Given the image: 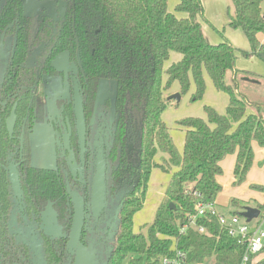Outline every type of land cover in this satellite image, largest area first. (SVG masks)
I'll return each mask as SVG.
<instances>
[{"label": "trees", "instance_id": "16d2710c", "mask_svg": "<svg viewBox=\"0 0 264 264\" xmlns=\"http://www.w3.org/2000/svg\"><path fill=\"white\" fill-rule=\"evenodd\" d=\"M21 1L3 0L0 10V35L16 30L17 37L0 95L5 100L10 93L19 119L26 118L25 132L42 121L41 86L36 73H50L49 62L72 45L76 35L82 71L88 80L82 91L89 111L95 104L99 80L116 82L113 108L117 130L109 152V186L110 199L117 203L118 211L112 229L113 242L103 264H162L163 259L173 256V248L185 254L186 264H239L244 247L228 235L217 219L224 213L215 207V199L221 192L216 177L221 175L219 162L227 155H235L233 185L245 181L253 161L251 143H257L264 152V120L260 103L247 100L238 87L237 83L244 79L238 80L234 71L237 50L224 35L216 45L204 36L201 1L178 0L174 11L183 17H177L168 12V0H57L72 5L73 27L70 12L60 23L22 18ZM230 1L233 14L229 16L228 27L240 30L249 46L248 52H238L244 58L264 56V41L258 38L264 36V0ZM10 25L14 29H7ZM170 53L180 55V60L164 69ZM27 60L28 68H24ZM228 73L232 76L231 84L226 82ZM204 74L216 90L227 94L228 104L223 114L204 106L206 119L189 117L178 121L176 126L183 133L179 152L161 119L165 109L177 103L168 100L171 94L165 92L176 82L178 94H185L192 78L195 91L190 100L199 101L205 91ZM17 90L19 93L15 95ZM251 107L256 111L249 114ZM128 126L140 132L134 163L129 162L125 151ZM16 140L9 139L4 127L0 130V264L33 261L30 248L18 242L7 229L13 206L4 170L7 154L19 156L18 171L30 218H39L49 201L56 202L60 217L61 213L67 218L71 216L59 182L60 173L30 167L27 150L24 152ZM157 154L163 155L160 163ZM153 169L167 174L168 183L152 223L135 233L132 220L144 206ZM250 189L263 195V203L255 206L261 219L264 186ZM198 205H212L215 215L205 210L195 219L193 227L181 233L188 218L196 215ZM231 205L236 206V202ZM228 216L239 217V213L233 211ZM198 227L203 228V233L198 232ZM42 249L45 264H63L62 242L53 244L46 240ZM255 264H264V260Z\"/></svg>", "mask_w": 264, "mask_h": 264}, {"label": "flooded vegetation", "instance_id": "af4514ba", "mask_svg": "<svg viewBox=\"0 0 264 264\" xmlns=\"http://www.w3.org/2000/svg\"><path fill=\"white\" fill-rule=\"evenodd\" d=\"M21 17L43 21L51 20L60 23L70 12V26L73 27L74 17L72 5L57 0H22ZM3 0H0V10ZM7 29H14L10 25ZM56 32V31H55ZM16 30L13 33L0 35V88L4 84L5 68L11 65L14 50L16 47ZM29 60L23 65L28 68ZM50 73H36V80L41 86L42 121L35 123L30 132H25L26 118L19 119L18 110L14 100L10 102V93L7 99L3 100L0 95V130L7 132L9 139L21 145V149L27 150L28 163L36 169L51 170L60 173L59 182L66 197V205L69 207L71 216L69 218L59 216L55 203L49 201L39 218L32 219L27 213L25 204V193L23 192L20 175L18 171V155L7 154L4 167L9 190L12 195V210L7 224V229L12 236L20 243L27 245L32 253L33 261L30 264H45L42 258V247L44 241L56 244H64L63 264H103L107 251L110 249L109 242H106L107 230L112 220V213L118 211V205L110 199V164L109 152L114 144L115 132L117 130V118L113 104L115 101L116 82L113 80L100 79L97 85L96 100L93 109L89 111V103H86L83 96L82 85L88 83L84 76L81 65L79 36L76 35L72 45L65 47L57 53L49 62ZM103 86L101 94L98 93L99 85ZM75 87L80 94L83 106L85 121V152L83 159L80 157L79 140L76 132L74 115V94ZM105 91V93H104ZM19 91H15V95ZM1 94V93H0ZM10 103H13L10 105ZM40 127L44 130L45 139L52 145L53 166L49 167L48 162L42 167L33 165L30 150L33 135ZM35 137V136H34ZM140 137L138 130L132 131L128 126L125 137V151L130 163L136 162L137 138ZM94 143H100L106 156V208L102 214L94 219L90 212V189L94 171L95 149ZM131 146V148H129ZM24 152L23 156L24 157ZM26 160V158H25ZM15 168L21 189V200L15 197L10 183V171ZM68 190L76 192L84 201V219L78 243L72 255L67 251L69 235L73 224V205ZM52 225L57 234H51L46 230ZM39 256V258H38ZM18 264V263H14Z\"/></svg>", "mask_w": 264, "mask_h": 264}, {"label": "rangeland", "instance_id": "374dc122", "mask_svg": "<svg viewBox=\"0 0 264 264\" xmlns=\"http://www.w3.org/2000/svg\"><path fill=\"white\" fill-rule=\"evenodd\" d=\"M178 0H168V12L175 14L177 17H181L182 14H178L174 11V8ZM202 6L204 7V13L206 14V18L210 19L215 26L222 25L221 23H225V13L227 12V8L222 6L219 2L210 4L207 0H203ZM223 10V12H222ZM223 13V15H222ZM205 16L203 15V19L200 20L201 26L204 28L205 33L208 37V40L211 43H215L220 39L222 41L223 31L221 30L219 34L215 32L214 29L209 27L205 21ZM223 21V22H222ZM225 21V22H224ZM206 24V25H205ZM205 25V26H204ZM221 27V26H220ZM219 27V28H220ZM242 34L243 37V33ZM246 41V38L243 37ZM247 42V41H246ZM219 44V43H217ZM213 45V44H212ZM236 60L235 67L238 69H242L247 72H243L244 74L255 75L257 78L264 79V62L258 58L256 55H252V58H244L240 55V52H236ZM176 53H171L169 59L164 64V69L170 65L169 62L177 56ZM263 76V77H261ZM163 80H165V75H163ZM204 82H205V91L201 98V100L196 102H191V95L194 93L195 88L190 78V84L187 92L180 96V100L177 103H173L169 105L165 111L162 113L161 119L164 121L166 126L170 130V135L173 140L174 145L180 143L182 139V132L176 126L178 121H181L185 118L189 117H199L202 119H206L205 113L203 111L204 106H209L213 108L216 112L224 113L225 108L228 104V96L226 93L222 91H218L212 85L210 79L206 74H204ZM227 84H231L230 73L227 74L226 77ZM238 87L240 92L245 95V98L251 102H259L264 103V81H261L260 87L261 89H257L256 87H250L248 85H244L241 81L238 83ZM263 87V88H262ZM179 85L174 82L169 91L165 92V95H173L178 94ZM105 93V91H104ZM170 96V95H169ZM45 133L42 131V127H40L38 134L36 137L32 138V146L30 150L31 161L34 163L33 165L37 167L43 166V161L48 162L49 167L53 166V154H52V145L48 142V139L44 138ZM35 141V142H34ZM255 158V157H254ZM36 160L38 162H36ZM161 159H157V162L160 163ZM253 162V161H252ZM263 163L259 162L255 165V170H259ZM221 177L223 178V187L221 192L218 194V203L220 208L223 209L224 215L228 217L230 212H238L242 211L244 207H255L260 199L262 198L261 193L250 189L251 186L255 184H250L254 182H247V179L240 184L239 186H234L232 181V172L223 171ZM262 181H264V176L262 175ZM168 175L163 173L159 169H153L150 175L149 183H148V191L145 197V203L141 211L137 212L133 217V231L139 232L146 225H150L152 223L154 212L162 200V194L164 193V187L168 183ZM250 184V185H247ZM264 185V184H263ZM249 186V187H248ZM236 202V206H232L231 202ZM116 213H112V220L109 223V228L107 230L106 242H109V246H111L113 242V228L115 227V219ZM251 225L254 223L251 222ZM46 230L51 234L56 235L57 232L52 225L47 226ZM84 264V263H83Z\"/></svg>", "mask_w": 264, "mask_h": 264}, {"label": "water", "instance_id": "95a60500", "mask_svg": "<svg viewBox=\"0 0 264 264\" xmlns=\"http://www.w3.org/2000/svg\"><path fill=\"white\" fill-rule=\"evenodd\" d=\"M258 57L264 61V56L259 54ZM103 86L99 85L98 93L101 94ZM168 100H174L179 102L180 95L173 94L168 97ZM74 115H75V124H76V132L79 140V151L80 157L83 159V155L85 152V121L83 115V106L81 96L79 94L77 88L75 87V94H74ZM131 148V146H129ZM95 149V159H94V171L92 175V184H91V191H90V212L91 216L94 219H97L100 214L106 208V156L101 148L100 143H94ZM10 183L12 190L14 192L15 197L18 201L21 200V189L19 185V179L15 168L13 167L10 171ZM69 197L71 199L74 211L73 217V224L69 235V241L67 244V251L70 255L73 254L74 249L78 243V239L81 234V229L83 226V219H84V201L81 197L78 196L76 192H71L68 190ZM169 208L173 209V207L169 204ZM260 215V211L257 208L252 207H244L242 211L239 213V216L247 223L256 220ZM39 258V256H38ZM36 264H40L38 260Z\"/></svg>", "mask_w": 264, "mask_h": 264}, {"label": "crops", "instance_id": "0c3cea01", "mask_svg": "<svg viewBox=\"0 0 264 264\" xmlns=\"http://www.w3.org/2000/svg\"><path fill=\"white\" fill-rule=\"evenodd\" d=\"M200 1H201V4H202L203 3V0H200ZM207 1L210 4L219 2L221 4V6H222V9L224 7L227 8V12L225 13L226 22L224 21L225 23H221L222 25L215 26L210 19L206 18V14L204 13V7L202 6L203 7V15L205 16V19H206L205 21H206L207 25H209V27H211L212 29H214L217 34H219L220 31L222 30L224 37L230 42V44L233 46V48L236 49L237 51H245V52H248L249 51V46H248V43L243 38L244 35L242 37V34H240L242 32L240 30H232V29H230L228 27L229 16L233 14V6L231 4V1L230 0H207ZM262 9L264 10V1L262 3ZM222 12H223V10H222ZM222 15H223V13H222ZM181 17H183V15ZM200 24H201V22H200ZM201 28H202V31H203L204 36L206 37L207 41L210 43V41L208 40V37H207V35L205 33L204 28L202 26H201ZM258 38H259V40L261 42L264 41V36L259 35ZM221 42H220V39H219L215 43H211V44L216 45L217 43H221ZM170 55H171V53H170ZM248 58H252V55H250ZM179 60H180V55H177L169 63L170 64L176 63ZM234 71L238 73V75H237V79L238 80H243L244 79L243 82H242V83H244V85H248L250 87H256L257 89H261V88H259L260 87V83H261V81H264V79L257 78L255 75L253 76V75H249V74H244L243 72H247V71H244L242 69L240 70V69H238L236 67H234ZM261 77H263V76H261ZM231 78H232V76H230V79ZM247 79L250 80V81H248ZM259 110H260V115H261L262 119L264 120V103H260V109ZM255 111H256V109L254 107H251V108H249V111L248 112H249V114H251V113H255ZM220 114H222V113H220ZM42 131H44V130H42ZM169 133H170V130H169ZM37 134H38V132L33 135V138H34V136L36 137ZM182 145H183V133H182V139H181L180 143L177 144V145H175L176 148H177V150L179 152L182 151ZM251 147H252V150H253V162L251 164V167L249 168V171L246 174L245 180L247 179V182H254V183H250V184H255L253 186H264L263 185L264 184V181H262L263 180L262 179L263 178L262 175L264 176V162H263V153L264 152H263V149H261L258 146V144L255 143V142H252L251 143ZM156 156H157V159L163 157L162 154H157ZM258 161L260 163L262 162L263 165L260 167L259 170H255V165L258 163ZM36 162H38V161L36 160ZM43 163H45V162L43 161ZM234 163H235V155H227V156H225L219 162V166L221 168V175H222V172L223 171H226V172H229V173L232 172V181H231L232 183L234 181V179H233ZM221 175H219V176L216 177V181L221 186V190H222V187H223V185H222L223 184L222 183L223 182V178L221 177ZM250 184H247V185H250ZM164 189H165V187H164ZM163 196H164V193L162 194V198H163ZM261 196H262V198L260 199V201H259V203L257 205H260V204L263 203V195L261 194ZM218 200H219L218 197H216V199H215V207H216V209H217V211L219 213L220 212L223 213L224 211H223L222 208H220V205L218 203ZM252 208H255V207H252ZM263 256L256 257L254 259V262L257 263V262L261 261L262 258H263Z\"/></svg>", "mask_w": 264, "mask_h": 264}, {"label": "built area", "instance_id": "2783aa9c", "mask_svg": "<svg viewBox=\"0 0 264 264\" xmlns=\"http://www.w3.org/2000/svg\"><path fill=\"white\" fill-rule=\"evenodd\" d=\"M205 210L212 215L216 213L212 205L196 206V215L188 218L187 225L181 227L180 232L183 233L187 228L193 227L195 219L202 216ZM217 219L219 225L227 231L228 235L237 239V242L244 247L239 264H255L254 259L264 255V216L261 219L258 217L253 220V225L250 224L251 222L247 223L240 216L218 215ZM197 230L199 233H203V228L198 227ZM173 250V256L163 259L162 264H186L185 254L177 248H173ZM262 260H264V256Z\"/></svg>", "mask_w": 264, "mask_h": 264}]
</instances>
